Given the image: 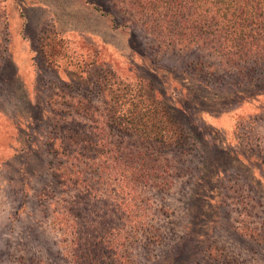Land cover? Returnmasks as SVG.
Masks as SVG:
<instances>
[{"label": "rangeland", "instance_id": "obj_1", "mask_svg": "<svg viewBox=\"0 0 264 264\" xmlns=\"http://www.w3.org/2000/svg\"><path fill=\"white\" fill-rule=\"evenodd\" d=\"M106 6L103 0H0L5 49L0 51V248L7 250V240L19 245L29 236L41 260L37 264H70L46 216V198L66 192L55 175L62 158L54 160L47 136L53 133L57 108L71 109L63 101L69 95L92 97V105L102 108L95 80L108 68L114 80L149 79L158 100L178 107L169 109L186 137L167 152L176 161L171 186L146 191L152 210L149 235L160 236L162 247L173 244L187 235L182 223L200 214L193 230L198 235L192 242L201 241L195 244L201 249L195 264H264V65L245 76L226 70L207 53L197 60L201 53L193 49L159 53L143 31L116 27L102 12ZM184 60L204 66L186 67L183 79ZM88 77L89 85L72 83ZM174 79L195 90L183 89ZM197 81L204 88H197ZM175 89L181 95L168 101ZM194 173H201L200 185L192 180ZM43 189L47 196H38ZM211 226L215 232L204 240ZM155 249L140 247V264H163ZM14 250L26 254L22 247Z\"/></svg>", "mask_w": 264, "mask_h": 264}, {"label": "trees", "instance_id": "obj_2", "mask_svg": "<svg viewBox=\"0 0 264 264\" xmlns=\"http://www.w3.org/2000/svg\"><path fill=\"white\" fill-rule=\"evenodd\" d=\"M105 3L108 6L102 7V12L113 19L116 27L123 26L132 33L143 31L159 53L193 49L201 53L195 55L197 60L207 53L226 70L236 69L244 75L264 65V0H103ZM2 47L1 52L5 50ZM182 64L183 79L188 77L186 67L204 66L203 61L194 60ZM167 70L175 74V69ZM110 73L105 68L104 76L95 80L102 94V108L92 105V97L69 95L63 101L71 109L57 108L54 115L53 133H48L47 143L54 160L62 158L55 175L66 192L63 196L51 193L46 198L51 230L59 233L58 245L70 264H140L138 251L149 244L157 247L156 254L161 252L159 261L163 264H195L196 254L201 251L195 244L201 241L192 240L198 235L193 230L200 224V214L182 223L187 231L184 238L164 247L160 236L149 235L147 220L152 210L146 191L171 186L176 161L167 152L184 144L186 138L170 112L178 107L158 100L151 82L143 75H136L135 83H131L114 80ZM90 80L72 83L89 85L93 83ZM174 81L183 89L195 90L181 79ZM205 83L194 84L204 88ZM172 94L167 100L174 102L181 91L175 89L176 95ZM200 175L194 173L192 178L198 185ZM44 191L38 196H47ZM14 228L11 223L9 231ZM210 228L204 240L213 229L215 232L214 226ZM27 238L19 245L7 240V250L0 248V263H40L35 257L38 253L33 254L34 242ZM20 247L25 255L14 253Z\"/></svg>", "mask_w": 264, "mask_h": 264}]
</instances>
